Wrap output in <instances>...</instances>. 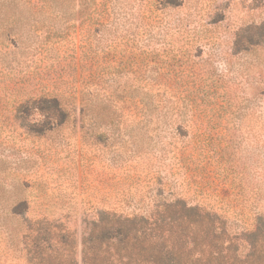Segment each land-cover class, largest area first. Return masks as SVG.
<instances>
[{"label": "rangeland", "instance_id": "rangeland-1", "mask_svg": "<svg viewBox=\"0 0 264 264\" xmlns=\"http://www.w3.org/2000/svg\"><path fill=\"white\" fill-rule=\"evenodd\" d=\"M182 197L232 234L264 215V0H0V264H29L43 217L81 264L102 212Z\"/></svg>", "mask_w": 264, "mask_h": 264}, {"label": "trees", "instance_id": "trees-1", "mask_svg": "<svg viewBox=\"0 0 264 264\" xmlns=\"http://www.w3.org/2000/svg\"><path fill=\"white\" fill-rule=\"evenodd\" d=\"M168 2L177 5L180 0ZM9 91L18 99L16 112L27 110L25 103L32 99L42 103L35 108L62 121L64 109L56 95L46 91L39 98V94L26 96L21 88ZM143 106L152 108L149 101H143ZM161 212L150 222L144 217L102 212L83 232L81 264H264L263 214L254 215L238 235L227 229L226 213L207 210L199 203L192 205L185 197L177 198ZM60 225L58 220H39V235L29 240V264H79L77 239H69L71 234L63 232ZM240 239L246 243L247 252L238 257L237 247L231 246Z\"/></svg>", "mask_w": 264, "mask_h": 264}]
</instances>
